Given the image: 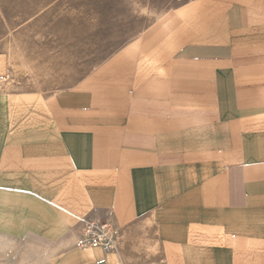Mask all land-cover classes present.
<instances>
[{"label": "crops", "instance_id": "obj_1", "mask_svg": "<svg viewBox=\"0 0 264 264\" xmlns=\"http://www.w3.org/2000/svg\"><path fill=\"white\" fill-rule=\"evenodd\" d=\"M117 9L76 84L0 91V238L46 264H264V0ZM86 218L111 252L77 248Z\"/></svg>", "mask_w": 264, "mask_h": 264}, {"label": "rangeland", "instance_id": "obj_2", "mask_svg": "<svg viewBox=\"0 0 264 264\" xmlns=\"http://www.w3.org/2000/svg\"><path fill=\"white\" fill-rule=\"evenodd\" d=\"M117 0H0V91L44 96L83 79L118 43ZM37 240L0 238V264H46Z\"/></svg>", "mask_w": 264, "mask_h": 264}, {"label": "built area", "instance_id": "obj_3", "mask_svg": "<svg viewBox=\"0 0 264 264\" xmlns=\"http://www.w3.org/2000/svg\"><path fill=\"white\" fill-rule=\"evenodd\" d=\"M113 226L107 220L86 218L81 222V228L76 239V246L86 250L99 248L108 253L113 250Z\"/></svg>", "mask_w": 264, "mask_h": 264}]
</instances>
